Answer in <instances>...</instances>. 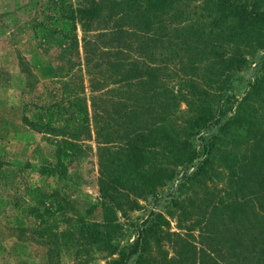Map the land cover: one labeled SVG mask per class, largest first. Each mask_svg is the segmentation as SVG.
<instances>
[{"label":"rangeland","instance_id":"1","mask_svg":"<svg viewBox=\"0 0 264 264\" xmlns=\"http://www.w3.org/2000/svg\"><path fill=\"white\" fill-rule=\"evenodd\" d=\"M231 1L264 12V0ZM49 3L55 1L0 0V264H113L150 223L144 253L130 264H142L141 254L145 264H264V24L244 20V30L235 23L220 32L225 19L219 20L214 56L211 46L195 56L172 27L150 41L146 59L158 83L183 99L160 93L164 110L152 107V115L161 132L154 125L145 130L144 157L129 163L127 125L115 123L112 108L122 95L103 86L91 93L76 65L56 69L54 52H45L44 37L34 33ZM211 10L189 0L188 16L173 26L204 25ZM76 33L83 37L80 27ZM237 54L244 62L226 68L222 62ZM148 113L137 120L152 118ZM198 113L212 119L188 138L198 154L173 168L168 136L173 130L187 136ZM50 121L51 130L36 125ZM102 159L107 187L119 191L109 203L99 193ZM60 166L62 175L54 172ZM158 169L168 176L142 187L141 179H153Z\"/></svg>","mask_w":264,"mask_h":264},{"label":"trees","instance_id":"2","mask_svg":"<svg viewBox=\"0 0 264 264\" xmlns=\"http://www.w3.org/2000/svg\"><path fill=\"white\" fill-rule=\"evenodd\" d=\"M54 1V4L49 3L43 9L44 19L35 21L34 33L37 36L41 35L44 37L45 52H54L53 62L51 56L50 61L55 65L56 69L60 67L71 68L72 65H76L81 71H84L91 93H96L101 89L100 86H103L106 94L126 96V99H123L122 96L119 97L120 103L112 105V108L117 114L115 116L118 117V120H114L115 123L118 122L120 127L121 125L124 127L127 125L129 134L126 136L125 144L129 149L127 154V162L129 163L130 161L140 163L144 157L143 146H146L149 140L145 130L151 133L148 129H151V126L154 125L153 132H161L158 130V123L155 124V119L152 115L153 108L158 109L160 112L164 110L159 107L164 99L156 101L160 98V93H166L169 95V98L167 97L166 99L172 101L176 100V96H181L183 99L180 91L175 92V94L171 90L168 93V90L159 84L160 81L158 83V70L146 59L147 55L150 56V53H148L150 52V41L153 38L165 37L168 32H171L172 27L174 28L172 29L173 31L181 32L180 38L184 41L182 44L187 49H194L195 56H198L199 51L204 48L207 49L208 46H211L210 54L208 55L214 56L218 45L216 41L212 40V35H214L213 31L214 28H217L219 20L225 19L222 27H218L220 32L228 30L235 23L236 25L238 24L240 29L244 30V26H248L243 23L244 20L264 24V12L249 10L246 3L240 1L232 2L231 0H203L204 3H209L212 6L208 22L204 25L192 24L186 28L184 27L185 25H182L185 21L178 23L177 27H174L173 23L187 14L184 13V7L189 0H76L78 3L75 5L70 0ZM226 13H228L226 17L221 18ZM228 19L231 20L229 21ZM58 24H63V27H59ZM206 26L210 28L209 33L206 30ZM78 27L83 32L81 39L78 38L76 33ZM207 34L210 37L206 38ZM137 54H142L139 55L141 59L137 58ZM234 57L232 56V58L222 62L226 65V68L244 62L242 55L237 54ZM194 65L196 67L197 65L193 63L192 68L195 69ZM67 72L69 73L70 70ZM73 76L74 74H72ZM106 84L108 86L104 87ZM139 84L145 85V88H137ZM191 87L195 90L197 85L192 82ZM158 90L162 91L159 92ZM151 93H153L152 96H150ZM148 97L151 101L148 100ZM154 98L155 101L152 102ZM125 100L130 103L125 102ZM145 110L149 113L151 111L152 118L137 120L138 114ZM200 111L201 113H208L210 110L201 107ZM98 114L97 111H94L93 118L95 120ZM200 114H196L191 120V127H189L191 129L187 132V136L184 137L183 133L179 135V131L170 130L171 134H169L170 136H168L167 140L176 151L173 168L179 166L182 162L191 161L195 158L194 156H197L198 153H191L188 138L193 130L198 131L206 128L211 122L210 120H212L201 117ZM120 120L121 122H119ZM147 121L154 122V124L150 123L148 127ZM36 125H40L46 130L53 128L51 121ZM164 126L162 125L160 129H163ZM184 133L186 135V132ZM107 161L104 159L100 160L99 193L104 202L109 203L107 201H113L112 195L119 191L118 188L107 187ZM54 172L62 175L64 173L63 166L56 167ZM172 173H174L173 170L171 171ZM160 176L163 178L168 175L164 170L158 169L156 174L151 176L153 179H141L142 187L147 188L152 186L153 183L155 185L159 184ZM137 192L140 195L144 192V189L140 188ZM157 216L161 217L160 215ZM152 228L153 225L151 226L150 223L146 228L144 227V230L143 228L140 229L136 240L129 247L130 251L128 253L125 250L121 251L119 253L120 259L113 262V264H130L129 259L132 255L138 251L144 253L143 247L147 244V235ZM93 235L94 237L97 236L95 232ZM94 240L96 239L94 238ZM115 249L111 247L112 252ZM139 260L142 264L148 262L144 254L140 255Z\"/></svg>","mask_w":264,"mask_h":264}]
</instances>
